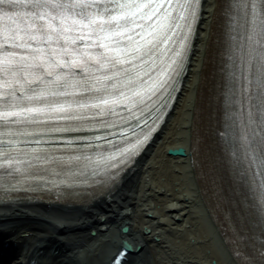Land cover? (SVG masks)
Segmentation results:
<instances>
[{
	"label": "snow or ice",
	"instance_id": "snow-or-ice-1",
	"mask_svg": "<svg viewBox=\"0 0 264 264\" xmlns=\"http://www.w3.org/2000/svg\"><path fill=\"white\" fill-rule=\"evenodd\" d=\"M223 4L243 36L230 58L222 135L251 172L262 228L255 255L234 252L243 264H264V0ZM201 7V0H0V188L27 185L63 198L115 176L147 139L141 126L154 97L174 88Z\"/></svg>",
	"mask_w": 264,
	"mask_h": 264
},
{
	"label": "bare ground",
	"instance_id": "bare-ground-1",
	"mask_svg": "<svg viewBox=\"0 0 264 264\" xmlns=\"http://www.w3.org/2000/svg\"><path fill=\"white\" fill-rule=\"evenodd\" d=\"M201 3L162 123L126 166L76 196L0 191L8 264H109L122 246L120 264H243L234 250L256 254L262 228L251 172L212 135L225 102L218 62L229 17L223 0ZM177 146L184 156L166 154Z\"/></svg>",
	"mask_w": 264,
	"mask_h": 264
},
{
	"label": "water",
	"instance_id": "water-1",
	"mask_svg": "<svg viewBox=\"0 0 264 264\" xmlns=\"http://www.w3.org/2000/svg\"><path fill=\"white\" fill-rule=\"evenodd\" d=\"M166 153L171 156H184L185 155L184 149L181 146L168 148L166 150ZM121 230H125V227H122Z\"/></svg>",
	"mask_w": 264,
	"mask_h": 264
},
{
	"label": "rangeland",
	"instance_id": "rangeland-1",
	"mask_svg": "<svg viewBox=\"0 0 264 264\" xmlns=\"http://www.w3.org/2000/svg\"><path fill=\"white\" fill-rule=\"evenodd\" d=\"M177 138H180V136H177ZM163 179V178H162ZM188 179H189V181H192L190 178H189V176H188ZM188 179H186V180H188ZM191 187V186H190ZM202 215V214H201ZM201 215H200V217H201ZM206 217H205V215H204V217L202 216L201 217V219H203V221L205 222V223H203L204 224V226H206V229H208L209 228V224H208V221L205 219ZM209 218V217H208ZM212 223V222H211ZM215 228V227H214ZM214 235V234H213ZM212 235V236H213ZM215 244V243H214ZM219 251V250H218ZM211 264H213V263H215V260L214 259H211L210 261H209ZM226 262V261H225ZM209 263V264H210Z\"/></svg>",
	"mask_w": 264,
	"mask_h": 264
}]
</instances>
